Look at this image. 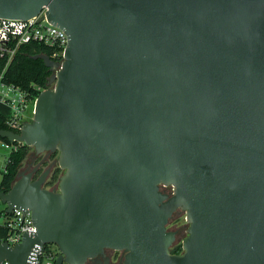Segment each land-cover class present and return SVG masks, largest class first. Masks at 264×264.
I'll return each mask as SVG.
<instances>
[{
	"label": "water",
	"instance_id": "water-1",
	"mask_svg": "<svg viewBox=\"0 0 264 264\" xmlns=\"http://www.w3.org/2000/svg\"><path fill=\"white\" fill-rule=\"evenodd\" d=\"M42 9L65 58L0 138L57 152L63 173L46 188L49 167L19 170L0 191L35 228L0 243V264L50 244L55 264L106 249L123 264H264V0H0L1 18ZM177 209L188 228L171 253Z\"/></svg>",
	"mask_w": 264,
	"mask_h": 264
},
{
	"label": "built area",
	"instance_id": "built-area-1",
	"mask_svg": "<svg viewBox=\"0 0 264 264\" xmlns=\"http://www.w3.org/2000/svg\"><path fill=\"white\" fill-rule=\"evenodd\" d=\"M34 44L42 46L47 50V56L58 66L51 71L55 74L61 67L65 58V48L67 46V35L63 29L51 23L46 16L45 9H42L36 16L27 19L1 18L0 17V102L9 108L6 121L11 126V130L16 131L28 117H32L34 104L37 95L43 88L32 84L29 90L21 89L11 83H6L3 78L9 64L24 44ZM51 76V75H50ZM52 84H49V88ZM18 143V142H17ZM2 145L9 152L16 151V142H4ZM5 169L3 168V171ZM170 192L172 187H166ZM0 223L5 224L10 232L1 242H7L14 246L22 239L23 233L35 231L31 220L30 211L24 212L21 209H14L7 217L1 216ZM33 264H54V253H46L38 246L32 253ZM2 264H9L4 261Z\"/></svg>",
	"mask_w": 264,
	"mask_h": 264
},
{
	"label": "trees",
	"instance_id": "trees-1",
	"mask_svg": "<svg viewBox=\"0 0 264 264\" xmlns=\"http://www.w3.org/2000/svg\"><path fill=\"white\" fill-rule=\"evenodd\" d=\"M38 54H47V50L38 45L31 43L24 44L20 47L19 51L9 64L7 70L5 71L3 80L6 83H11L19 86L21 89L29 90L32 84L39 85L43 88H49V77L51 75L50 69L45 65L41 58H36ZM35 95H38L35 93ZM0 129H12L11 126L6 121V115L0 112ZM15 132H18L16 130ZM1 141L9 142L5 138H0ZM18 149L8 153L4 171H2V177L0 180V191H7L14 180L18 171L21 169L25 158L27 157L29 151L32 149L31 146L25 145L23 143H17ZM54 154H57L54 153ZM61 169L56 166L49 178L46 181L45 187L52 188L56 185L59 180V174ZM7 217L8 214L5 213V207L0 209V217ZM10 229L3 223H0V239L4 238ZM51 245L45 246L46 253H54L55 256L58 255L57 248L53 251L50 247ZM171 253H180L182 251L181 244L172 245L170 248ZM54 258V264H55Z\"/></svg>",
	"mask_w": 264,
	"mask_h": 264
},
{
	"label": "flooded vegetation",
	"instance_id": "flooded-vegetation-1",
	"mask_svg": "<svg viewBox=\"0 0 264 264\" xmlns=\"http://www.w3.org/2000/svg\"><path fill=\"white\" fill-rule=\"evenodd\" d=\"M54 153V152H53ZM53 153H43L42 155L35 154L34 156H30L29 160L23 163L21 167V171L24 172H32L33 178H36L44 169L50 168L49 175L52 173L53 169L57 166L55 165V162H51V155ZM47 178V179H48ZM46 184V182H45ZM166 192H168V189L165 187L163 188ZM178 211L176 210L173 213L174 217ZM172 219V218H171ZM170 219V220H171ZM169 220V221H170ZM169 223V222H168ZM168 226V225H167ZM123 257L124 252L123 251H117L113 249H106L104 252V256H100L96 259L95 262H90L89 264L99 263V264H123Z\"/></svg>",
	"mask_w": 264,
	"mask_h": 264
},
{
	"label": "rangeland",
	"instance_id": "rangeland-1",
	"mask_svg": "<svg viewBox=\"0 0 264 264\" xmlns=\"http://www.w3.org/2000/svg\"><path fill=\"white\" fill-rule=\"evenodd\" d=\"M0 112L4 115H7L9 113V108L4 105L3 103H0ZM24 119H26V121H30L32 119V117H28L26 115V117H24ZM43 154V153H42ZM42 154H38V155H42ZM35 153L33 151V149H31L27 155V157L25 158L24 162H26L27 160H29L30 156H34ZM8 156V150L5 149L2 145V141L0 140V180L2 177V171L6 162ZM57 159V154H52L51 155V162H56ZM56 165V163H55ZM63 173V171L61 170V173L59 174V177L61 176V174ZM49 188V187H46ZM170 190V189H169ZM168 190V192H170ZM5 205L3 203L0 202V209L4 208ZM178 213L172 217V219L169 221V223L167 224V228L169 230H173L176 231V239L174 241V245H179L182 243L183 238L187 235V228H188V224L185 220V212L181 209H177ZM51 249L53 251H55V245L50 244Z\"/></svg>",
	"mask_w": 264,
	"mask_h": 264
},
{
	"label": "crops",
	"instance_id": "crops-1",
	"mask_svg": "<svg viewBox=\"0 0 264 264\" xmlns=\"http://www.w3.org/2000/svg\"><path fill=\"white\" fill-rule=\"evenodd\" d=\"M1 103V102H0Z\"/></svg>",
	"mask_w": 264,
	"mask_h": 264
}]
</instances>
